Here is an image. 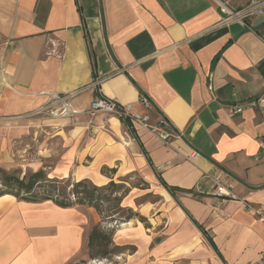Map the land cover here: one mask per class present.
<instances>
[{
    "label": "crops",
    "instance_id": "crops-1",
    "mask_svg": "<svg viewBox=\"0 0 264 264\" xmlns=\"http://www.w3.org/2000/svg\"><path fill=\"white\" fill-rule=\"evenodd\" d=\"M245 3L0 0V168L35 152V171L54 160L48 179L101 187L140 173L167 202L147 210L149 228L119 225L113 242L132 250L96 262L85 250L100 221L94 209L1 196L0 264H264V221L241 202L264 217V112L246 106L264 96V17L221 24V4ZM49 40L63 45L60 57L46 54ZM53 95L70 97L77 115L51 114ZM98 97L150 123L165 118L176 138L165 145L136 124L90 114ZM217 173L239 201L217 202Z\"/></svg>",
    "mask_w": 264,
    "mask_h": 264
},
{
    "label": "trees",
    "instance_id": "trees-1",
    "mask_svg": "<svg viewBox=\"0 0 264 264\" xmlns=\"http://www.w3.org/2000/svg\"><path fill=\"white\" fill-rule=\"evenodd\" d=\"M18 174V171L9 172L0 168V187H3L0 189V197L10 195L26 202L51 201L60 208L84 206L95 210L100 222L90 226L85 247L90 261H110L125 250L133 249L113 245V232L101 226V222L120 225L134 219L143 224L146 222L131 209L121 206L125 192L120 196L117 193L121 192L123 184L110 181L97 187L87 180L71 183L70 180L48 179L43 170L30 172L22 177ZM169 191L174 193V189L169 188ZM106 205V209H103ZM85 263L81 261L76 264Z\"/></svg>",
    "mask_w": 264,
    "mask_h": 264
},
{
    "label": "built area",
    "instance_id": "built-area-1",
    "mask_svg": "<svg viewBox=\"0 0 264 264\" xmlns=\"http://www.w3.org/2000/svg\"><path fill=\"white\" fill-rule=\"evenodd\" d=\"M221 13L224 17L221 19V24L227 25L230 22L237 21L245 25V21L249 18L262 16L264 17V0H246L244 6L239 9H233L227 5L221 4ZM48 44L50 49L46 52L47 55H53L60 57L61 52L57 51L56 48H62L61 43H57L54 40H49ZM69 98L65 96H51V99L58 102L56 108L50 112L51 114L58 116H68L73 118L77 115V112L74 111L69 105ZM139 102L147 109L151 110V103L149 99L144 96H139ZM247 107L257 108L262 113L264 112V96L250 100L246 103ZM242 110L241 106H238L234 109L235 112L240 113ZM90 114L102 113L109 116H114L126 123L136 124L151 134L159 138L165 145H169L171 141L176 138V134L173 131L171 124L163 117H157L154 123H150L148 115H138L132 113L129 106L120 105L115 100H108L105 98L98 97L91 104L88 111ZM199 157V154L196 152L191 153L188 159L191 161L196 160ZM27 160L30 162H37L39 156L37 154H29ZM212 181L216 185V191L214 197L218 203H224L226 201H239L240 199L233 193L232 186L227 182H223V174L217 173L212 178ZM247 210L253 212V214L260 220L264 221L259 209L253 208L249 203L241 201Z\"/></svg>",
    "mask_w": 264,
    "mask_h": 264
},
{
    "label": "rangeland",
    "instance_id": "rangeland-1",
    "mask_svg": "<svg viewBox=\"0 0 264 264\" xmlns=\"http://www.w3.org/2000/svg\"><path fill=\"white\" fill-rule=\"evenodd\" d=\"M31 150H32V148H31ZM33 153H35V152L26 153L24 155L23 159H19L20 162L18 164H16L17 167H19V168L6 169V171H9V172L18 171V173H19L18 175L20 177H22L25 174H28L30 172H34L35 170L31 166V165H33L31 163H33V162H30L27 160L28 159L27 156L29 154H33ZM39 158H40V156H39ZM53 161L54 160L52 159L51 161L46 160V161H43L41 163V167L44 168L42 170L44 171L45 174L47 172H49L48 168H51L53 166V164H54ZM21 165H23V166H21ZM46 176H47V174H46ZM144 178L145 177L140 173H132V174H129V175L123 177L121 179V182L123 181V183H121V184H123V188L121 189L120 193H117V195L120 196L125 192V194L122 195L121 206L125 203H129L132 206V208H129V209H131L134 213H137L139 216L143 217L146 221L144 224L141 222L140 223L144 226V228H149L150 227L149 223L150 222L152 223L151 214H153L156 210L166 208L167 202L163 197H161L159 195V190H158L156 184H154L153 182L149 181L148 179H144ZM70 181H71V183L74 182L72 179H70ZM0 189H3V187H0ZM106 207H107V205L104 206L103 209H106ZM148 209L149 210L152 209L151 214H150V212H147ZM141 213H144V214L142 215ZM148 218L150 219L149 221L147 220ZM134 220L138 221L137 219H134ZM101 223H102L101 226L103 227V229L113 232V237H112V242H113L115 232L119 228V224H114V223L107 224V222H101ZM113 245H115L114 242H113ZM125 248H126V246H125ZM127 248H129V247H127ZM118 256H120V255H118ZM115 257H117V256H115ZM114 258H112V259H114ZM85 264H89V262L87 261Z\"/></svg>",
    "mask_w": 264,
    "mask_h": 264
},
{
    "label": "water",
    "instance_id": "water-1",
    "mask_svg": "<svg viewBox=\"0 0 264 264\" xmlns=\"http://www.w3.org/2000/svg\"><path fill=\"white\" fill-rule=\"evenodd\" d=\"M126 125H127V123L126 122H124ZM166 189V188H165ZM166 191L168 192V189H166Z\"/></svg>",
    "mask_w": 264,
    "mask_h": 264
}]
</instances>
